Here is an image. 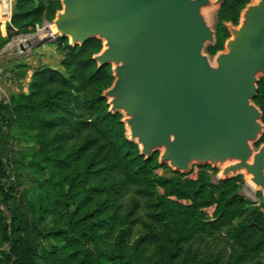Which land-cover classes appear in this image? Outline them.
Here are the masks:
<instances>
[{
  "label": "trees",
  "instance_id": "1",
  "mask_svg": "<svg viewBox=\"0 0 264 264\" xmlns=\"http://www.w3.org/2000/svg\"><path fill=\"white\" fill-rule=\"evenodd\" d=\"M249 2L228 0L219 8L216 43L207 48L209 55L223 50L225 38L230 37L224 24L236 26ZM60 9L58 0H16L7 35L41 27L44 20L52 22ZM58 42L67 51L62 65L68 76L60 71L36 73L28 94L13 98L9 106L0 103V129L15 126L35 134L33 157L50 165L61 205L45 195L46 181L37 187L31 215L14 207L15 191L3 187L7 174L0 159V247L7 245L0 264H36L39 243L44 240L64 246L62 251L43 252L44 264H102L105 252L120 264H158L146 256L154 245L164 264H186L191 251L201 252L196 247L198 233L219 230L240 219V234L248 241L254 239L252 248L262 250L264 214L257 207L249 208L239 195L241 177L214 184L206 169L200 170L196 180L174 172L157 176L158 153L145 161L126 140L121 115L108 113L102 93L113 82L111 66L98 70L92 60L101 42L90 40L75 48L67 39ZM7 43L8 38L0 35V51ZM257 87L254 104L264 124L263 78ZM263 142L264 135L259 144ZM212 206L214 220L207 222L203 210ZM44 219L49 223L45 233L39 226ZM134 229L143 237L129 247ZM213 254L206 264H221L222 259Z\"/></svg>",
  "mask_w": 264,
  "mask_h": 264
},
{
  "label": "water",
  "instance_id": "2",
  "mask_svg": "<svg viewBox=\"0 0 264 264\" xmlns=\"http://www.w3.org/2000/svg\"><path fill=\"white\" fill-rule=\"evenodd\" d=\"M228 0H60L48 29L72 48L99 40L97 69L111 66L102 93L125 138L150 161L189 175L221 166L217 179L248 176L264 197L262 112L264 0H250L230 37L210 56L211 15ZM212 58V60H211ZM247 184V182H246Z\"/></svg>",
  "mask_w": 264,
  "mask_h": 264
},
{
  "label": "rangeland",
  "instance_id": "3",
  "mask_svg": "<svg viewBox=\"0 0 264 264\" xmlns=\"http://www.w3.org/2000/svg\"><path fill=\"white\" fill-rule=\"evenodd\" d=\"M58 1L60 2V0ZM250 2L254 3V1ZM15 4L16 0H0V35L3 38H8V43L0 51V103L5 106H9L13 98L29 93L34 75L38 72L46 70L60 71L68 76L62 65L67 54L65 45L58 42V36H51L49 31L45 30L51 22L44 20L41 27L37 26L26 32L11 31L7 35L6 25L10 23ZM215 12L214 9L211 15L210 24L212 28H214V25L216 27L217 24V14ZM226 40L225 38L223 45ZM67 44L69 45L68 40ZM215 53L216 51L210 56H214ZM34 135L25 132L23 128L15 126L0 129V159L7 174L3 187L14 189L12 204L27 215H31L34 210V202H36L38 195L37 187L46 181L49 183V187L48 193L45 195H48L55 204L58 202L61 205L59 192L54 187L55 182H53L50 165L44 162L37 163L33 157L36 150L33 143ZM259 145L258 143L255 146L256 150ZM159 167L155 171L157 176L169 177L173 172L167 165H159ZM208 168L211 170H208ZM215 168L216 173L213 171L215 169L209 165L205 167L194 165L192 172L185 176L196 180L200 170L206 169L205 171L211 176L212 182L215 184L219 181L217 173L218 170H221V166ZM246 182L245 177H241L238 181L240 186L239 195L249 204V208L257 207L264 214V197H262V193L257 190L253 191ZM158 191L162 194L160 189ZM181 203L188 204L186 201H181ZM214 210L215 206L203 210L207 222L214 220ZM44 220L39 226L45 233L49 223ZM49 220L50 218L47 219V221ZM242 225L243 220L240 219L234 221L231 226L198 233L195 239L196 247L201 252L195 255L194 251H191L186 259V264H206L209 255L213 253L215 257L222 259L221 264H264V248L262 250L252 248L254 239L248 241L247 236L240 234L238 231ZM140 237H143L142 232L134 229L128 243L129 247H132ZM39 244L40 252L35 259L36 264H44L43 252L53 253L56 248L61 251L64 250L63 244L55 240H44L40 241ZM148 248L149 251L146 256L157 261L158 264H164L163 255L156 249V246H149ZM115 249L119 251L118 248ZM186 250L187 247L184 246L183 251ZM6 251L7 245L4 244L0 247V257L1 253ZM129 251L132 252V250ZM102 255L104 258L102 264H120L119 261L114 262L108 252Z\"/></svg>",
  "mask_w": 264,
  "mask_h": 264
},
{
  "label": "bare ground",
  "instance_id": "4",
  "mask_svg": "<svg viewBox=\"0 0 264 264\" xmlns=\"http://www.w3.org/2000/svg\"><path fill=\"white\" fill-rule=\"evenodd\" d=\"M46 27V26H45ZM50 27V26H49ZM49 27H46L45 30H48ZM246 181H247V185L249 188H251L253 191L259 190L258 187H256L250 180V178L248 176H245Z\"/></svg>",
  "mask_w": 264,
  "mask_h": 264
},
{
  "label": "flooded vegetation",
  "instance_id": "5",
  "mask_svg": "<svg viewBox=\"0 0 264 264\" xmlns=\"http://www.w3.org/2000/svg\"><path fill=\"white\" fill-rule=\"evenodd\" d=\"M237 25H238V24H237ZM237 25H236V26H237Z\"/></svg>",
  "mask_w": 264,
  "mask_h": 264
}]
</instances>
